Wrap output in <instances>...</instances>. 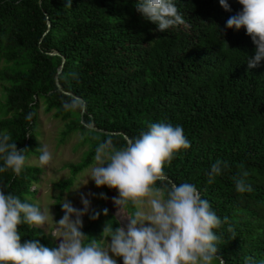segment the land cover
<instances>
[{"label":"trees","instance_id":"16d2710c","mask_svg":"<svg viewBox=\"0 0 264 264\" xmlns=\"http://www.w3.org/2000/svg\"><path fill=\"white\" fill-rule=\"evenodd\" d=\"M227 2L231 11L219 0H174L186 23L160 32L137 12V0H71V7L67 0H0V133L26 149L27 160L39 155L42 109L62 122L60 143L79 134L86 147L80 162L67 166L70 177L56 185L57 209L73 178L95 162L100 143L122 147L124 136L138 138L154 123L181 126L191 146L164 166L168 180L195 185L221 218L214 231L224 264H245L246 257L264 264V61L248 68L256 46L246 29L226 27L243 8ZM65 93L80 98L82 108L65 111L63 103L74 98ZM218 160L222 172L209 184ZM243 171L251 192L236 191L234 178ZM41 172L26 161L19 175L0 173V187L35 204ZM97 212L85 235L93 227L102 235L105 219L119 227L106 206ZM18 229L21 243L59 244L41 228Z\"/></svg>","mask_w":264,"mask_h":264},{"label":"clouds","instance_id":"9594fccd","mask_svg":"<svg viewBox=\"0 0 264 264\" xmlns=\"http://www.w3.org/2000/svg\"><path fill=\"white\" fill-rule=\"evenodd\" d=\"M238 3L243 6L242 11L229 17L226 27L246 29L256 46L254 56L246 63L249 69L257 68L264 61V0H238ZM219 4L225 11H231L227 0H219ZM65 6L71 7V0ZM136 10L156 24L160 32L186 23L174 0H137ZM82 106L79 98L63 103L65 111H76ZM26 118L31 119V114ZM10 140L7 131L0 133V158L4 162L0 173L11 170L19 175L27 161L26 149L18 150ZM190 146L183 128L169 123L151 124L147 132L138 138H128L122 147H116L111 139L97 146L95 164L88 177L97 187L118 191L113 198L117 216L129 206L135 209L131 216H125L126 229H114L111 222L105 225L102 236L106 241L110 237V243L106 244L81 230L82 217L90 207L84 196H81L83 210L62 202L65 214L56 224V238L60 240L57 246L46 247L36 239L21 243L18 226L43 227L49 221L50 209L42 211L40 206L22 201L17 195L5 194L4 187H0V264H117L114 257H122L123 264H214L215 261L224 264L217 255L221 237L214 231L221 226V218L201 198L195 185L175 184L164 172V166ZM38 150L40 166H47L53 159L52 153L47 145ZM221 164L218 160L211 166L209 184L221 174ZM248 175L243 171L240 178H234L237 192L253 190L245 183ZM107 214L104 209V215ZM98 218V212L90 216L92 220ZM245 264L254 262L246 257Z\"/></svg>","mask_w":264,"mask_h":264},{"label":"rangeland","instance_id":"374dc122","mask_svg":"<svg viewBox=\"0 0 264 264\" xmlns=\"http://www.w3.org/2000/svg\"><path fill=\"white\" fill-rule=\"evenodd\" d=\"M2 95V91H0L1 100H3ZM39 112L38 129L40 133L38 136V149L43 145H47L49 151L52 153L53 159L47 166L42 167L39 164V156L41 153L39 155H35L34 153L28 158L27 164L41 168L42 170L39 175L40 182L36 187L37 193L32 197L35 199V204L40 206L42 211L50 209L51 212V214H49V221L41 227L42 231L52 240H56V242L58 241L59 243L60 240L56 238V236H58V232L56 231L58 225L56 224L65 214L62 208V202H70L76 209L83 210L84 205L81 202V196H84L90 201L89 210L82 217V228H85L90 224V216H92V213L95 210L99 209L101 206H106L114 218L118 221L119 227H125L126 229L128 220L125 216L130 215L126 210L124 213L117 216L118 208L113 203V198L118 196V191L116 189H110L107 186L97 187L95 182L88 177L90 175V169L94 166L95 162L89 168L77 174L73 178V184L70 189L64 191L62 194L60 208H56V199L60 194V190L56 187V185L70 177V172L67 166L69 164H77L80 162L86 147L79 145V134L70 135L63 143H60V133L63 128L62 122L54 119L51 113H44L42 109H40ZM1 116L2 115L0 113V118ZM110 222L113 224V221ZM107 223L109 222L105 219L100 225L102 233ZM98 231L99 230L97 228L93 227L86 235L90 238H95L94 236L97 235L96 237L98 241H101L104 244L107 242L110 243V237L107 238L106 241V239ZM109 254L112 255L111 253ZM114 258L117 260V264H123L122 257Z\"/></svg>","mask_w":264,"mask_h":264},{"label":"water","instance_id":"95a60500","mask_svg":"<svg viewBox=\"0 0 264 264\" xmlns=\"http://www.w3.org/2000/svg\"><path fill=\"white\" fill-rule=\"evenodd\" d=\"M48 26H50V24L48 23ZM49 55H58V53L54 52V53H50ZM62 61L64 62L65 59L62 57ZM62 67V66H61ZM61 73V68L59 69L58 71V74ZM56 86L58 88V90L62 91L61 90V86L59 85V83H56ZM66 95L68 96H73L71 93H65ZM74 97V96H73ZM74 98H78V97H74ZM80 99V98H79ZM81 100V99H80ZM89 129L91 130H97L95 127H93V125H90V126H87ZM99 132H102V131H99ZM106 134H111V133H108V132H105ZM124 138L127 140L128 138L126 136H124Z\"/></svg>","mask_w":264,"mask_h":264}]
</instances>
